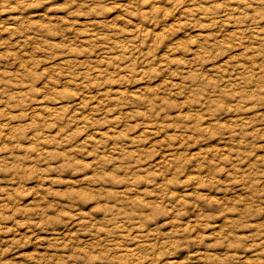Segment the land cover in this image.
Returning <instances> with one entry per match:
<instances>
[{
    "label": "rangeland",
    "instance_id": "obj_1",
    "mask_svg": "<svg viewBox=\"0 0 264 264\" xmlns=\"http://www.w3.org/2000/svg\"><path fill=\"white\" fill-rule=\"evenodd\" d=\"M0 264H264V0H0Z\"/></svg>",
    "mask_w": 264,
    "mask_h": 264
}]
</instances>
